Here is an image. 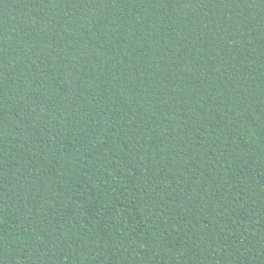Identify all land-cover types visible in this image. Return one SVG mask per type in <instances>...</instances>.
Returning a JSON list of instances; mask_svg holds the SVG:
<instances>
[{
  "label": "trees",
  "instance_id": "16d2710c",
  "mask_svg": "<svg viewBox=\"0 0 264 264\" xmlns=\"http://www.w3.org/2000/svg\"><path fill=\"white\" fill-rule=\"evenodd\" d=\"M0 264H264V0H0Z\"/></svg>",
  "mask_w": 264,
  "mask_h": 264
}]
</instances>
